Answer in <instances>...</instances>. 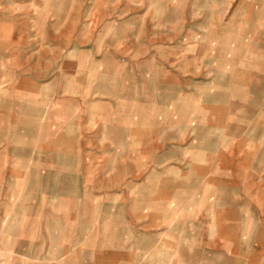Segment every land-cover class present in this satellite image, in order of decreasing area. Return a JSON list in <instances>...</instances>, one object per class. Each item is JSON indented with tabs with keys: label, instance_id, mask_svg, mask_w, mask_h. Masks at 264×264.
Here are the masks:
<instances>
[{
	"label": "rangeland",
	"instance_id": "rangeland-1",
	"mask_svg": "<svg viewBox=\"0 0 264 264\" xmlns=\"http://www.w3.org/2000/svg\"><path fill=\"white\" fill-rule=\"evenodd\" d=\"M0 22L12 34L0 48L5 112L9 124L20 118V134L25 118L15 94L26 80V113L37 107L48 113L39 124L60 126L76 118L67 111L86 109L107 139L99 148L106 159L143 153L147 135H154L152 154L169 159L137 168L91 159L83 166L93 192L161 183L147 179L155 170L169 172L171 188L185 179L201 198L224 199L228 189L241 194L257 184L264 192V0H0ZM101 75L106 78L97 81ZM84 84L89 92L81 90ZM13 134L0 139V264L90 262L91 244L60 242L66 229L55 226L54 201L28 189L34 180L19 178ZM117 136L120 148L112 145ZM210 155L228 162L210 163ZM242 171L254 176L230 177ZM218 210L169 212L170 264H178L179 233L197 234L199 221L224 219ZM245 214L264 221V212Z\"/></svg>",
	"mask_w": 264,
	"mask_h": 264
},
{
	"label": "crops",
	"instance_id": "crops-1",
	"mask_svg": "<svg viewBox=\"0 0 264 264\" xmlns=\"http://www.w3.org/2000/svg\"><path fill=\"white\" fill-rule=\"evenodd\" d=\"M0 25L4 28V47L9 40L7 38L6 41V35L9 37L12 34L7 24L0 22ZM181 64L183 66L184 62ZM202 64V61L197 60V67ZM104 78L106 77L101 75L97 81ZM21 84L23 87L15 95L21 97L19 109L25 118V125L21 128V140L16 144L11 141L14 144L12 155L15 156L12 163H18L21 168L19 178L35 181L33 185L29 184L28 189L32 187L54 201L55 226L66 229L60 242L69 241L86 246L91 244L89 251H93L94 258L90 262L75 260V264H170L169 212H218L219 207L220 211L226 213L224 219L199 221L197 234L187 236L185 231L179 233L178 247L174 251L179 254L178 264H185L187 259L193 260L194 264H264V221L250 220L247 214L244 215L250 211L264 212V192L257 183L261 193L253 188L256 186L254 185L242 187L241 194L236 193L235 188L228 189L224 199H219L218 195L201 198L194 196V189L189 188L185 179L177 188H171L170 178L167 177L169 172L155 170L147 179L161 178V183L147 182L140 189L136 183V187H130L128 191L114 189L112 193L99 190V193H95L88 186L89 167L83 166L89 164L91 159L96 164L130 163L135 164L136 168L139 163L164 164L169 159L152 154L155 145L149 141L154 135L146 136L143 153L138 154L135 150V155L130 152L129 157L115 156L106 159L105 155L99 154L102 153L99 148L105 146L107 139L100 126L91 125L87 119L89 110L83 109L81 114L67 111L66 117L71 115L76 118H67L66 124L60 126L50 123V120L39 124L41 118L44 119L48 113L39 107L26 113V80L21 81ZM81 90L89 92L91 86L84 84ZM49 112L53 117L57 110L52 108ZM134 131L130 129L131 138ZM120 139L122 137L114 138L112 145L120 148ZM91 148H98V151L91 152ZM91 153L94 155L91 156ZM205 158L212 159L210 163L228 162L227 157L223 161H217L220 157L215 155ZM245 158L246 161L242 163L248 164L250 157ZM197 160L200 161L201 157L197 156ZM251 176L254 175L246 171L230 174L232 179H248ZM91 196L98 199H91ZM123 196H128V199L123 200ZM251 201L254 202L252 205ZM185 226L184 222L182 228ZM183 243H189L190 246L186 248ZM148 253L152 254L149 261ZM160 254L162 257L158 259ZM145 255L148 256L143 258Z\"/></svg>",
	"mask_w": 264,
	"mask_h": 264
},
{
	"label": "bare ground",
	"instance_id": "bare-ground-1",
	"mask_svg": "<svg viewBox=\"0 0 264 264\" xmlns=\"http://www.w3.org/2000/svg\"><path fill=\"white\" fill-rule=\"evenodd\" d=\"M3 32H4V28L2 27V25H0V48L3 47V43H4L3 42V40H4ZM6 78H7V73H6V67H5V60L3 58H1V60H0V139H4V140L8 139L9 138L7 136L8 133L9 132L14 133L13 138L10 141L15 142V144H16L17 142H19V140H21L20 139L21 137H20L19 125L22 124V122L20 121V118H16L15 122H17V123H15V124L14 123H11V124L8 123V117H7L8 114L5 112L6 104H8L7 91H6L7 85L5 84V83H7ZM20 114L21 113H19V116H20ZM11 120H12V117H11ZM6 136L8 138H6ZM21 142H20V144H21Z\"/></svg>",
	"mask_w": 264,
	"mask_h": 264
}]
</instances>
